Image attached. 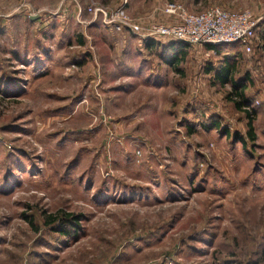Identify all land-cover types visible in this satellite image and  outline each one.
<instances>
[{"label": "rangeland", "instance_id": "rangeland-1", "mask_svg": "<svg viewBox=\"0 0 264 264\" xmlns=\"http://www.w3.org/2000/svg\"><path fill=\"white\" fill-rule=\"evenodd\" d=\"M119 2L0 0V264H264V48L145 49L87 10ZM129 2L249 10L264 43V0Z\"/></svg>", "mask_w": 264, "mask_h": 264}, {"label": "built area", "instance_id": "built-area-1", "mask_svg": "<svg viewBox=\"0 0 264 264\" xmlns=\"http://www.w3.org/2000/svg\"><path fill=\"white\" fill-rule=\"evenodd\" d=\"M128 5L129 0H120L110 9L91 5L87 10L113 32L131 33L140 39H161L205 48L238 44L246 55H252L258 46L262 48L258 36L259 19L249 10L229 11L213 6L194 13L181 4L167 3L161 12L170 17V23L151 21L143 24L141 20L129 16ZM208 52L207 56L213 50Z\"/></svg>", "mask_w": 264, "mask_h": 264}, {"label": "trees", "instance_id": "trees-1", "mask_svg": "<svg viewBox=\"0 0 264 264\" xmlns=\"http://www.w3.org/2000/svg\"><path fill=\"white\" fill-rule=\"evenodd\" d=\"M143 45L144 47L147 49H150L153 45H154V42L152 40H144L143 41ZM170 46H172L171 50H174L177 48V43H170L169 44ZM179 45V43H178ZM220 46L218 47H208V49L210 50H213L217 53H219L217 50ZM170 50V51H171ZM176 51H179L178 53V56H173L170 57V59H167V61L165 62V64H168L169 66L171 67H176L179 62H181L182 60V53H180L181 51H183L181 48L178 47ZM172 52V51H171ZM175 54V53H174ZM226 59L223 61L222 65L219 67V69L215 70V73H214V78H213V81L215 84H218L220 86H225L226 84H231L232 85V91L231 93H229L230 95L229 96H237L240 101H237L235 102L234 104L237 106V109H240L242 107H246L245 105L248 106V102H247V96L245 95V88L246 86L243 84L241 85L238 84V82L235 80H232V75H233V72H234V69H235V58L234 57H231L235 62H231L230 61V57H225ZM230 58V59H229ZM176 65V66H175ZM176 72H180L177 68L175 69ZM206 72L210 73L211 72V69L209 67L206 68ZM252 117V115H251ZM250 116H248V118L250 119L251 118ZM252 120L248 122V131H247V135L248 137L250 138V140H254V137L252 135ZM217 125V124H216ZM215 125V127H216ZM75 218V217H74ZM53 223V219H50L48 221V223ZM61 233H64L65 231H60Z\"/></svg>", "mask_w": 264, "mask_h": 264}, {"label": "crops", "instance_id": "crops-1", "mask_svg": "<svg viewBox=\"0 0 264 264\" xmlns=\"http://www.w3.org/2000/svg\"><path fill=\"white\" fill-rule=\"evenodd\" d=\"M164 5H165V4H164ZM164 5H163V6H164ZM129 6H130V2H129V5H128V9H129ZM162 8H163V7H162ZM162 8H161V9H162ZM161 9H159V12L162 14ZM141 20H142V19H141ZM148 21H149V20H143L142 23H143V24H144V23H148ZM149 22H151V21H149ZM260 28H261V26L259 27V30H260ZM110 31L112 32V34L114 33L112 30H110ZM114 34H116V33H114ZM125 34H128V33L125 32V33H122V34H119V35H123V36H124ZM116 35L119 36L118 34H116ZM258 36H259V35H258ZM137 38H138L139 42H141V41L143 42L144 40H149V39H142V38L140 39L138 36H137ZM152 41H153V40H152ZM142 42H141V43H142ZM153 42H154V45H153V46H155V45H156V46H160V45L163 46V45L168 44L169 42H172V41H164V40H161V39H160V40H158V41H153ZM261 42H262V41H261ZM142 44H143V43H142ZM261 44H262V48H264V43H261ZM153 46H152V47H153ZM152 47H151V48H152ZM144 48H145V47H144ZM201 48H203V49H204L205 51H207V52L210 51V49H208V47H206V48H205V47H201ZM145 49H146V48H145ZM224 56H225V55H224ZM224 58H225V57H224ZM235 60H236V59H235ZM203 61H204V63H205V61H208V60H205V59H204ZM210 69H211V72H210V73L206 72V73H207V75H210L211 78L213 79V78H214L215 70H217V69H219V68L216 69V68H212V67H211Z\"/></svg>", "mask_w": 264, "mask_h": 264}, {"label": "water", "instance_id": "water-1", "mask_svg": "<svg viewBox=\"0 0 264 264\" xmlns=\"http://www.w3.org/2000/svg\"><path fill=\"white\" fill-rule=\"evenodd\" d=\"M31 19H33V18H31Z\"/></svg>", "mask_w": 264, "mask_h": 264}]
</instances>
